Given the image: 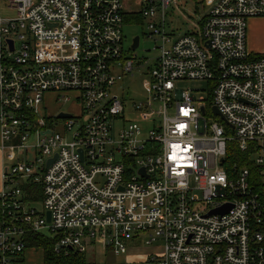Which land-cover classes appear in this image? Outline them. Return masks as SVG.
I'll return each mask as SVG.
<instances>
[{
  "label": "built area",
  "instance_id": "2783aa9c",
  "mask_svg": "<svg viewBox=\"0 0 264 264\" xmlns=\"http://www.w3.org/2000/svg\"><path fill=\"white\" fill-rule=\"evenodd\" d=\"M3 1L15 16L0 14V264H22L30 234L81 256L161 243L124 264H264V59L246 45L264 0H209L182 35L168 17L177 0ZM129 22L158 50L140 102L112 92L140 67ZM184 81L208 83L206 97ZM49 94L80 114H49Z\"/></svg>",
  "mask_w": 264,
  "mask_h": 264
},
{
  "label": "rangeland",
  "instance_id": "374dc122",
  "mask_svg": "<svg viewBox=\"0 0 264 264\" xmlns=\"http://www.w3.org/2000/svg\"><path fill=\"white\" fill-rule=\"evenodd\" d=\"M182 13L170 9L172 12L169 19L172 20V28L177 29L176 35H182L187 31H190V25L188 19L198 21L199 18L204 16L205 11L209 8L210 1L204 0L203 2L196 3L193 0H177ZM204 5V6H203ZM0 14L3 18H13L15 16L14 11L8 10L3 0H0ZM251 20H257L256 18L249 19L247 21V36L246 42H248L247 50H250L249 42H251ZM264 32V25L260 27ZM124 35L126 37L127 44L135 38H139V44L134 52L135 63H139L140 67L133 72V76L125 75L122 76V80L112 89V92L117 94L119 97L129 102H140L146 99L149 88V77L148 69L151 68L154 58L157 56L158 50L154 49L155 45L153 40L148 39L143 33L144 30L140 24L129 22L123 28ZM248 40V41H247ZM257 53V52H255ZM178 87L181 89L196 90L199 96L206 97L207 89L209 84L206 82L197 81H184L179 82ZM44 106L49 114L71 113L73 115H79V108L73 104V99L68 102H55L53 95H46L44 98ZM42 110L40 109V112ZM126 119L134 120V114L127 112L125 115ZM219 118V117H218ZM211 119H216L211 117ZM81 119L74 126V130L77 129L81 124ZM141 130L145 133L152 126L151 123H139ZM121 127V121H114L113 130L114 138H117L118 132ZM33 144V143H30ZM257 155L252 156V160H255ZM29 160L33 159V153L29 152ZM34 200L29 203V207L35 209V211L42 210V197L40 187L35 186L32 189ZM145 238L135 248H132L127 254L115 256L111 251L101 244H96L90 248L83 255V260L86 264H124L127 261L142 260L149 254L160 253L161 243L158 242L152 245L144 244ZM25 264H43L41 250H28L24 254Z\"/></svg>",
  "mask_w": 264,
  "mask_h": 264
},
{
  "label": "trees",
  "instance_id": "16d2710c",
  "mask_svg": "<svg viewBox=\"0 0 264 264\" xmlns=\"http://www.w3.org/2000/svg\"><path fill=\"white\" fill-rule=\"evenodd\" d=\"M256 59H264V55L254 56ZM234 155H229L230 161L235 159L236 162H239L241 165L245 160V156L238 153V151L233 150ZM26 246L28 248H33L36 250H41L43 264H85L83 260V256L80 254L72 253V252H56L53 248L54 241L44 235L41 234H30L26 238ZM26 249V250H27ZM26 252V251H25ZM24 252V254H25ZM21 263H24V256L21 260Z\"/></svg>",
  "mask_w": 264,
  "mask_h": 264
},
{
  "label": "crops",
  "instance_id": "0c3cea01",
  "mask_svg": "<svg viewBox=\"0 0 264 264\" xmlns=\"http://www.w3.org/2000/svg\"><path fill=\"white\" fill-rule=\"evenodd\" d=\"M256 19L257 20H251V24H252L251 42H249L251 51H248L249 54H251L253 57L258 55H264V32L262 31V28L259 29L264 25V18H256ZM246 45H248V42H246ZM0 146H1V137H0ZM2 167H3V153L0 149V189L2 187ZM28 250H34V249L28 248L26 251ZM23 264H25V259Z\"/></svg>",
  "mask_w": 264,
  "mask_h": 264
},
{
  "label": "water",
  "instance_id": "95a60500",
  "mask_svg": "<svg viewBox=\"0 0 264 264\" xmlns=\"http://www.w3.org/2000/svg\"><path fill=\"white\" fill-rule=\"evenodd\" d=\"M138 40H139L138 37H135V38L133 39L132 49L137 48V46H138ZM201 109H202V107H201ZM212 113H213L215 116H218V117H220L221 119H223V117L221 116V114L218 112V110H217L215 107L212 108ZM66 117H69V116H68L67 114H63V113H60V114L57 115V118H66ZM80 153H81V152H80ZM54 158H55V157H54ZM53 160H54V159L49 160V161L47 162V164H50ZM229 209H230V206H225V207H224L223 209H221V210L213 211L212 214H215V213L224 214V213H227V212L229 211ZM45 217H46L47 222H49V221H50V214H49V212H46Z\"/></svg>",
  "mask_w": 264,
  "mask_h": 264
}]
</instances>
